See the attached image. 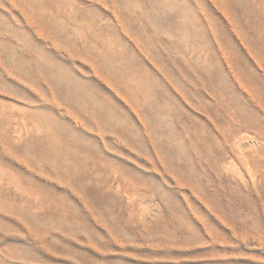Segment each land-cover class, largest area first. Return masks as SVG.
I'll list each match as a JSON object with an SVG mask.
<instances>
[{
  "label": "rangeland",
  "instance_id": "rangeland-1",
  "mask_svg": "<svg viewBox=\"0 0 264 264\" xmlns=\"http://www.w3.org/2000/svg\"><path fill=\"white\" fill-rule=\"evenodd\" d=\"M0 264H264V0H0Z\"/></svg>",
  "mask_w": 264,
  "mask_h": 264
}]
</instances>
